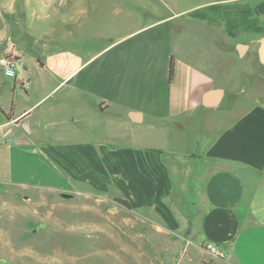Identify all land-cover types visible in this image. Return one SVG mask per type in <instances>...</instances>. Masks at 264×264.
Wrapping results in <instances>:
<instances>
[{
	"label": "crops",
	"instance_id": "crops-1",
	"mask_svg": "<svg viewBox=\"0 0 264 264\" xmlns=\"http://www.w3.org/2000/svg\"><path fill=\"white\" fill-rule=\"evenodd\" d=\"M245 1L240 19L200 16L181 24L193 34L195 51L177 60L170 55L171 82L167 71L162 86L148 78L131 86V103L123 100L116 70L96 83L80 76L95 56L156 22L111 42L60 79L53 78L55 58L38 52L47 40L37 35L24 43L18 36V48L0 41V57L13 46L16 59L15 78L0 70L9 81L0 82V189L80 195L109 194L113 187L130 210L185 237L168 264H264V67L257 52L264 0ZM94 11L69 4L67 27L88 22ZM144 129L152 133L140 135ZM160 139L166 147L153 144ZM205 245L225 257L209 256ZM0 264H7L3 256Z\"/></svg>",
	"mask_w": 264,
	"mask_h": 264
},
{
	"label": "rangeland",
	"instance_id": "rangeland-1",
	"mask_svg": "<svg viewBox=\"0 0 264 264\" xmlns=\"http://www.w3.org/2000/svg\"><path fill=\"white\" fill-rule=\"evenodd\" d=\"M241 1L0 0V41L3 47L10 39L18 48V36L24 43L37 35L47 40L48 46L38 52L55 58L53 78L60 79L71 66L84 63L111 42L156 22L95 56L80 76L96 83L116 70L122 76L123 100L131 103V86L146 78L154 86L166 84L170 55L177 60L195 51L189 40L193 34L181 24L200 16L240 19ZM67 4H84L95 11L87 15L88 22L67 27ZM42 5L53 10H39ZM146 71L149 76L143 77ZM1 81L9 84L0 73ZM138 133L148 136L152 130ZM153 144L166 147L163 139ZM113 189L109 194L90 189L88 194L63 198L44 187L1 188L0 256L7 264H168L170 256L184 249L185 237L162 221L117 204L120 199Z\"/></svg>",
	"mask_w": 264,
	"mask_h": 264
},
{
	"label": "built area",
	"instance_id": "built-area-1",
	"mask_svg": "<svg viewBox=\"0 0 264 264\" xmlns=\"http://www.w3.org/2000/svg\"><path fill=\"white\" fill-rule=\"evenodd\" d=\"M0 70L7 78L13 79L16 77V59L13 52V46H10L9 50L0 57ZM21 85L26 88L28 86V82H23ZM203 249L211 257L218 259H223L225 257L224 252L218 250L215 246L205 245Z\"/></svg>",
	"mask_w": 264,
	"mask_h": 264
},
{
	"label": "water",
	"instance_id": "water-1",
	"mask_svg": "<svg viewBox=\"0 0 264 264\" xmlns=\"http://www.w3.org/2000/svg\"><path fill=\"white\" fill-rule=\"evenodd\" d=\"M258 59H259V63L262 67H264V37H262L259 40V45H258ZM61 196L63 198H71L72 195L68 194V193H62Z\"/></svg>",
	"mask_w": 264,
	"mask_h": 264
},
{
	"label": "trees",
	"instance_id": "trees-1",
	"mask_svg": "<svg viewBox=\"0 0 264 264\" xmlns=\"http://www.w3.org/2000/svg\"><path fill=\"white\" fill-rule=\"evenodd\" d=\"M173 75H174V60H173V57H171L169 60V66H168V81L169 82L172 81ZM116 203L123 206L126 209L130 208V206L128 205V203L126 201L116 200Z\"/></svg>",
	"mask_w": 264,
	"mask_h": 264
}]
</instances>
